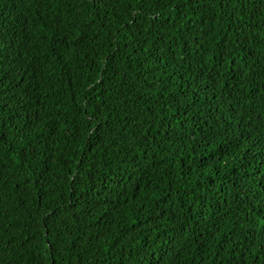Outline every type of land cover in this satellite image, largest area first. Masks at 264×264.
I'll list each match as a JSON object with an SVG mask.
<instances>
[{
  "label": "trees",
  "instance_id": "obj_1",
  "mask_svg": "<svg viewBox=\"0 0 264 264\" xmlns=\"http://www.w3.org/2000/svg\"><path fill=\"white\" fill-rule=\"evenodd\" d=\"M0 264H264V0H0Z\"/></svg>",
  "mask_w": 264,
  "mask_h": 264
}]
</instances>
